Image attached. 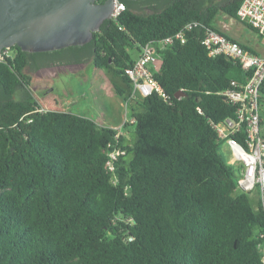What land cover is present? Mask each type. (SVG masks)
I'll use <instances>...</instances> for the list:
<instances>
[{"label":"trees","instance_id":"trees-1","mask_svg":"<svg viewBox=\"0 0 264 264\" xmlns=\"http://www.w3.org/2000/svg\"><path fill=\"white\" fill-rule=\"evenodd\" d=\"M121 1L126 10L91 41L60 49L121 76L130 91L115 90L126 100L131 50L157 45L155 76L167 97L136 100L134 122L120 131L41 111L25 72L31 53L15 45L0 60V264H264L260 188L240 186L242 166L228 162L213 126L236 118L238 106L221 92L250 73L203 44L220 13L238 18L242 0H170L149 13ZM189 22L201 25L185 42L159 45ZM117 147L126 152L108 171V149Z\"/></svg>","mask_w":264,"mask_h":264},{"label":"built area","instance_id":"built-area-1","mask_svg":"<svg viewBox=\"0 0 264 264\" xmlns=\"http://www.w3.org/2000/svg\"><path fill=\"white\" fill-rule=\"evenodd\" d=\"M126 7L125 2L115 0L112 19L116 20ZM237 16L240 22L255 32V35L251 34L255 39H260L261 46L231 37L217 27L207 29L203 44L207 47L209 55L230 57L250 73L246 83L242 84L234 80L230 88L221 92L232 104L238 106L236 118H227L224 122L213 123V126L219 138L225 141L228 162L242 166L240 186L245 190L259 187L264 207V135L262 133L264 120L261 113V86L264 83V0H242ZM198 25L201 23L189 22L176 35L166 38L159 45L162 47L172 45L176 40L185 42L186 32ZM9 50L10 48L3 50L0 60L9 53ZM161 66L157 45L150 42L144 45L133 65L126 69L132 84L131 93L126 99L127 107L154 92L167 97L155 76V73L160 72ZM40 110L49 109L41 106ZM127 121L134 122V118L126 119L123 125ZM123 125L118 128L119 131ZM242 132L245 133V137L243 142H240L236 135ZM125 152L121 147L108 149L109 159L106 169L114 171L115 161Z\"/></svg>","mask_w":264,"mask_h":264},{"label":"rangeland","instance_id":"rangeland-1","mask_svg":"<svg viewBox=\"0 0 264 264\" xmlns=\"http://www.w3.org/2000/svg\"><path fill=\"white\" fill-rule=\"evenodd\" d=\"M169 2L170 0H141L139 11L144 13L153 12ZM248 31L255 35L252 30L248 29ZM135 51L136 49L131 50L133 56L136 55ZM59 55L65 59L74 57L71 51L67 49L58 50L47 57H45L46 54L37 56L42 60ZM69 62V64L43 69L34 66L26 67L25 72L33 77L31 90L41 100L43 106L48 109H62L89 117L100 124L109 126L112 124L118 125L124 123L126 119L133 118L131 106L134 104L127 107L125 97L119 95L115 90L116 86H120L126 92L130 91V87L123 81L121 76L113 71L96 68L91 55L85 56L79 61L71 59ZM261 113L264 120L263 103H261ZM262 133L264 135V121ZM129 139L131 143L132 138ZM222 152L227 155L228 150L226 147L222 148ZM258 196L257 190H254L251 194V201L256 211H258ZM261 251L264 253V244L261 246Z\"/></svg>","mask_w":264,"mask_h":264},{"label":"water","instance_id":"water-1","mask_svg":"<svg viewBox=\"0 0 264 264\" xmlns=\"http://www.w3.org/2000/svg\"><path fill=\"white\" fill-rule=\"evenodd\" d=\"M114 5L115 0H0V56L15 45L27 52L84 45L112 18Z\"/></svg>","mask_w":264,"mask_h":264},{"label":"crops","instance_id":"crops-1","mask_svg":"<svg viewBox=\"0 0 264 264\" xmlns=\"http://www.w3.org/2000/svg\"><path fill=\"white\" fill-rule=\"evenodd\" d=\"M214 26L217 27L218 29H220L221 31L225 32L227 35L234 37V38H237V39H239L245 43L253 42V43H256L258 46H261L260 39H255V38L253 39L252 34L248 31V29H249L248 26L245 25L244 23L240 22L237 17H232V16L227 15L225 13H220L215 18ZM135 53H136V55L134 56V58L136 59L140 54V50L136 49ZM57 65H61V61L54 64V66H57ZM47 66H52V65H46V67ZM132 104H134V103H132ZM133 106L134 105H132L131 107H133ZM122 124H123V122L118 124V125L112 124L110 126L118 129L121 127Z\"/></svg>","mask_w":264,"mask_h":264},{"label":"flooded vegetation","instance_id":"flooded-vegetation-1","mask_svg":"<svg viewBox=\"0 0 264 264\" xmlns=\"http://www.w3.org/2000/svg\"><path fill=\"white\" fill-rule=\"evenodd\" d=\"M141 0H137V1H133V4L135 6V8H141L140 6V2ZM12 48V47H11ZM10 48V49H11ZM56 51V50H55ZM55 51H42V52H30L31 53V59H30V63L28 66L32 67H37L38 69H43V68H48V67H52L54 66L55 63H58L59 61L62 60H71V59H78V56H72V58L70 59V57H67L66 59L64 57H61V55L56 56V57H49V58H45L40 60L41 58H39L37 55L39 54H46L45 57L50 56L53 52ZM46 65H52V66H47Z\"/></svg>","mask_w":264,"mask_h":264}]
</instances>
